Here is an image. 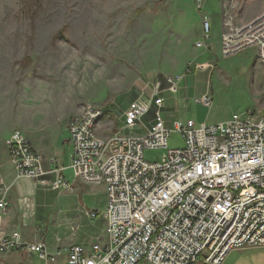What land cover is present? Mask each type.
Instances as JSON below:
<instances>
[{
  "label": "built area",
  "instance_id": "obj_1",
  "mask_svg": "<svg viewBox=\"0 0 264 264\" xmlns=\"http://www.w3.org/2000/svg\"><path fill=\"white\" fill-rule=\"evenodd\" d=\"M249 1L222 4L221 55L253 48L264 68V11L238 22ZM208 30L203 18V32ZM167 80L174 93L176 79ZM159 91L154 88L146 102H131L124 114L125 128L140 134L99 137L104 112L96 108L82 110L66 126L72 176L106 189L105 241L51 252L43 243H22L13 232L0 236V254L22 249L39 264H222L230 252L264 249V112L233 114L214 125L175 122L184 143L168 150ZM197 103L210 107L212 98ZM150 107L155 114L145 124ZM6 147L17 178L47 185L43 158L21 131L11 134ZM157 149L165 151L160 161L144 160L146 150ZM49 185L68 189L61 178ZM9 192L0 186V213L9 207Z\"/></svg>",
  "mask_w": 264,
  "mask_h": 264
},
{
  "label": "rangeland",
  "instance_id": "obj_2",
  "mask_svg": "<svg viewBox=\"0 0 264 264\" xmlns=\"http://www.w3.org/2000/svg\"><path fill=\"white\" fill-rule=\"evenodd\" d=\"M225 1L0 0V78L12 70L17 86H25L40 108L66 107L73 116L86 108L101 110V138L140 134L125 128L124 114L131 102H146L159 86L168 150L182 149L175 122L214 125L233 114L264 112V68L255 50L221 55ZM263 11L264 0H250L238 22ZM203 18L209 21L206 32ZM202 43L207 51L198 48ZM203 61L210 62L205 70L199 69ZM168 78L176 79L174 93ZM204 90L210 107L195 101ZM154 114L150 107L142 122L149 124ZM164 153L146 150L144 160L158 162ZM231 253L242 264H264V249Z\"/></svg>",
  "mask_w": 264,
  "mask_h": 264
},
{
  "label": "crops",
  "instance_id": "obj_3",
  "mask_svg": "<svg viewBox=\"0 0 264 264\" xmlns=\"http://www.w3.org/2000/svg\"><path fill=\"white\" fill-rule=\"evenodd\" d=\"M200 25L199 22L196 29L202 34ZM202 45L198 48L207 51L205 44ZM208 63L203 61L199 69L205 70ZM11 72L7 70L0 78V186L10 191L9 207L5 213H0V236L16 232L22 243H43L51 252L75 245L87 249L99 238L105 241L107 224L102 215L108 202L105 187L83 183L68 169L71 151L66 125L73 112L55 105L40 108L33 98L28 99L25 86H17ZM205 94L207 90L200 98ZM175 102L177 108L179 100ZM162 108L160 115L162 110L167 111ZM15 131H21L31 149L42 156L46 173L43 181L47 185L16 177L6 147ZM59 178L66 182L68 189L50 188L49 184ZM91 214L96 216L93 218ZM232 254H228L222 264H242L244 259ZM0 264H39V261L36 256H28L18 249L1 253Z\"/></svg>",
  "mask_w": 264,
  "mask_h": 264
},
{
  "label": "trees",
  "instance_id": "obj_4",
  "mask_svg": "<svg viewBox=\"0 0 264 264\" xmlns=\"http://www.w3.org/2000/svg\"><path fill=\"white\" fill-rule=\"evenodd\" d=\"M22 1H23V0H22ZM27 3H28V2H27ZM27 3H26V4H27Z\"/></svg>",
  "mask_w": 264,
  "mask_h": 264
}]
</instances>
